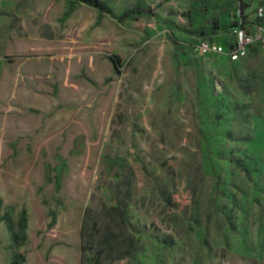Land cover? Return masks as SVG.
Masks as SVG:
<instances>
[{
  "label": "rangeland",
  "instance_id": "1",
  "mask_svg": "<svg viewBox=\"0 0 264 264\" xmlns=\"http://www.w3.org/2000/svg\"><path fill=\"white\" fill-rule=\"evenodd\" d=\"M103 1L157 17L23 0L3 29L0 264H81L87 208L85 264H264V44L197 51L248 0Z\"/></svg>",
  "mask_w": 264,
  "mask_h": 264
},
{
  "label": "trees",
  "instance_id": "2",
  "mask_svg": "<svg viewBox=\"0 0 264 264\" xmlns=\"http://www.w3.org/2000/svg\"><path fill=\"white\" fill-rule=\"evenodd\" d=\"M79 3L85 4L87 6L93 7V8H97L99 10H101L102 12L106 13L110 18L116 20L117 22H119L120 24L124 23L126 19L136 16V15H149V16H153V17H157L156 15V8H151L150 6H139L133 9H129L126 10L121 16H117L113 9L103 0H75ZM243 0H240V2L242 3ZM241 7L243 8L244 6L241 5ZM245 9V8H243ZM182 16H185L184 14H182ZM261 19H259V21H255L256 23H254L255 25H260L261 24ZM163 22L165 24H168L169 26L177 29L178 31L186 34V35H190V36H197V37H203L204 34L202 31H190L187 29H184L182 27H180L179 25H177L176 23L170 21V20H163ZM214 24V31L213 34L219 35V34H224V33H229V32H233L234 30H236L237 28H242L245 29L249 26H251L250 24L246 23L244 20H241L240 22H234L232 25L229 26H218V23L215 22ZM114 61V60H113ZM116 64H118L117 61ZM120 214V213H119ZM93 215V210L90 208H87L84 214V218L82 221V225H81V230H80V238H81V252H82V256H81V264H85L84 262V252L86 251L87 248V244L89 242V236L87 235V232L90 231L91 229V223L93 224V227L98 224L100 221L98 219H94L92 217ZM121 216V215H119ZM108 226V225H107ZM106 226V228H107ZM130 252H128V254H130ZM24 263V256L22 254H19L18 257L15 259V261L13 262V264H23Z\"/></svg>",
  "mask_w": 264,
  "mask_h": 264
},
{
  "label": "crops",
  "instance_id": "3",
  "mask_svg": "<svg viewBox=\"0 0 264 264\" xmlns=\"http://www.w3.org/2000/svg\"><path fill=\"white\" fill-rule=\"evenodd\" d=\"M22 1L23 0H0V59H3L5 54L13 49L12 47H9V36H3V29L5 27H8L7 29H9L13 25L15 17L17 16V9L21 6ZM243 1L245 3L247 0ZM261 3H264V0H248L247 6L243 5L245 6L243 20L251 25L245 28V30L249 31L250 27L264 25V6L263 9L258 7V10L253 12V8H255L256 5L259 6ZM259 19H261V24L255 25V21L258 22ZM4 37L7 39H2Z\"/></svg>",
  "mask_w": 264,
  "mask_h": 264
},
{
  "label": "built area",
  "instance_id": "4",
  "mask_svg": "<svg viewBox=\"0 0 264 264\" xmlns=\"http://www.w3.org/2000/svg\"><path fill=\"white\" fill-rule=\"evenodd\" d=\"M257 39L264 44V25L258 27ZM235 35L234 41L228 48L217 42H211L208 40L200 41L197 47L199 54L206 56L211 54H228L229 58L233 61H238L246 55L247 47L254 41L252 36L247 30L237 28L232 32ZM226 49H230L227 51Z\"/></svg>",
  "mask_w": 264,
  "mask_h": 264
}]
</instances>
